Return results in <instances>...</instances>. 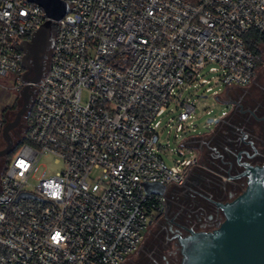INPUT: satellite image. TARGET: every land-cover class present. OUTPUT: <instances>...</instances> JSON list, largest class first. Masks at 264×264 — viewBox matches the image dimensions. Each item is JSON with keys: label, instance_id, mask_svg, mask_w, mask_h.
<instances>
[{"label": "built area", "instance_id": "built-area-1", "mask_svg": "<svg viewBox=\"0 0 264 264\" xmlns=\"http://www.w3.org/2000/svg\"><path fill=\"white\" fill-rule=\"evenodd\" d=\"M62 1L24 137L0 175V264H123L165 206L143 183L181 184L197 162L183 141L167 165L162 116L179 109L167 125L182 132L196 109L186 89L245 87L264 57L246 44L251 31L264 38V0ZM46 20L34 2L0 0V78L12 75L18 96L21 44ZM44 156L61 170L48 176Z\"/></svg>", "mask_w": 264, "mask_h": 264}, {"label": "flooded vegetation", "instance_id": "flooded-vegetation-1", "mask_svg": "<svg viewBox=\"0 0 264 264\" xmlns=\"http://www.w3.org/2000/svg\"><path fill=\"white\" fill-rule=\"evenodd\" d=\"M48 54L46 66L49 61ZM228 106V111L219 117L214 128L191 140V146L199 154L196 164L181 184H173V193L188 196L190 204L174 213L166 210L155 219L164 223L160 231L165 243H173V250L161 255L154 252L147 254L145 264H180L181 253L178 239L189 231H212L224 220L218 203H227L241 194L246 186L248 176L244 173L246 166H264V57L259 64L251 83L245 87H226L220 96ZM18 107L5 118L12 121ZM26 115L21 116L17 126L11 131L14 137L25 128ZM3 141L0 150L4 148ZM6 155L0 156V164ZM171 185L166 186V209ZM172 193V194H173ZM163 209V210H164ZM153 222L150 223V225Z\"/></svg>", "mask_w": 264, "mask_h": 264}, {"label": "water", "instance_id": "water-1", "mask_svg": "<svg viewBox=\"0 0 264 264\" xmlns=\"http://www.w3.org/2000/svg\"><path fill=\"white\" fill-rule=\"evenodd\" d=\"M40 5L47 16L33 33L29 42L23 41L22 65L25 68L22 88L12 121H6L1 136L5 144L0 156L9 154L14 142L11 131L17 126L22 115L28 112L34 95L33 83L41 80L46 72V60L53 46V21L60 20L68 6L62 0H28ZM219 118L207 119V124L216 123ZM245 190L227 203H218L224 220L212 231H189L178 239L180 264H264V166H246ZM147 194H164V184L143 183Z\"/></svg>", "mask_w": 264, "mask_h": 264}, {"label": "rangeland", "instance_id": "rangeland-1", "mask_svg": "<svg viewBox=\"0 0 264 264\" xmlns=\"http://www.w3.org/2000/svg\"><path fill=\"white\" fill-rule=\"evenodd\" d=\"M205 77L210 79L211 73H206ZM13 79L14 77L12 75L0 78V118L2 119L5 118L4 114L11 109L19 99L18 93L11 88ZM207 86H211L213 90H217L218 95L215 96L212 92H206L205 88ZM225 89L226 86L216 85L213 81L201 88L190 87L186 89L182 94V97H190V99L196 98V109L189 121L188 128H185L182 132L177 133L175 131V126L170 127L167 125L169 119L174 118L179 109H174L172 112H165L161 118L162 124L159 130V145L163 147L160 149L159 153L167 165L171 166L175 163L177 158H182L177 155V149L183 141L188 140L189 138L192 139V137L195 139L201 138L198 136L203 135L214 128V124H207V119L219 118L228 111V106L221 100L222 98L219 97L224 94ZM1 141L2 138L0 136V143ZM190 154L191 153L186 151L185 156H189ZM194 154L198 158L199 154L195 150ZM39 162L40 169L45 171L48 176L56 174L62 168V163L57 161L54 156H44ZM190 169L191 167L188 169L187 175L190 172ZM93 175L94 178L98 176L97 173H94ZM30 183L35 184L36 181L31 179ZM172 187H174L173 184L170 186L167 193L168 201L166 209L162 212L164 213L166 210L168 213L170 210H173L172 213H174L182 206L183 209L187 211L186 208L190 204L189 197L173 193ZM170 215L171 213L169 212V216ZM155 219H153V223L149 225L139 249L134 254L127 257L123 264H145L149 252H154L155 250L156 252L154 255L157 256L158 259H161L163 253H166L168 250H173V243H165L164 234L159 230L164 221H161V218L159 220L157 219V221Z\"/></svg>", "mask_w": 264, "mask_h": 264}, {"label": "trees", "instance_id": "trees-1", "mask_svg": "<svg viewBox=\"0 0 264 264\" xmlns=\"http://www.w3.org/2000/svg\"><path fill=\"white\" fill-rule=\"evenodd\" d=\"M246 44L248 45V47L252 48L254 51H259V46L260 45H264V38L259 34L257 33L256 31H251L249 34H248V39L246 40ZM18 107V101L14 104V106L9 109L4 115L5 117L7 115H9V113L13 110H15L16 108ZM6 119V118H5ZM7 120V119H6ZM26 130V122H25V128L23 129L22 133L25 132ZM20 134V136H15L14 137V142L15 144H19L20 142V139H22V137H24L23 134ZM8 157L4 158V160L1 162L0 164V175L1 173L4 171L5 169V166H6V163L8 161Z\"/></svg>", "mask_w": 264, "mask_h": 264}, {"label": "crops", "instance_id": "crops-1", "mask_svg": "<svg viewBox=\"0 0 264 264\" xmlns=\"http://www.w3.org/2000/svg\"><path fill=\"white\" fill-rule=\"evenodd\" d=\"M192 139H193V137H192ZM192 139H191V138H189L188 140H185L186 144L190 145V144H191V140H192Z\"/></svg>", "mask_w": 264, "mask_h": 264}]
</instances>
